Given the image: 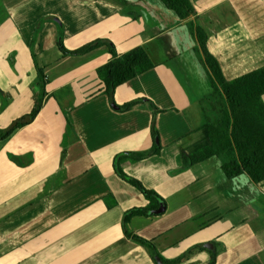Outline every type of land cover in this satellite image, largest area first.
Returning <instances> with one entry per match:
<instances>
[{
    "label": "crops",
    "instance_id": "obj_1",
    "mask_svg": "<svg viewBox=\"0 0 264 264\" xmlns=\"http://www.w3.org/2000/svg\"><path fill=\"white\" fill-rule=\"evenodd\" d=\"M190 1L226 79L243 75L235 54L262 37L264 0ZM58 22L68 51L107 40L120 56L143 48L154 68L110 98L98 75L108 47L65 55ZM188 23L161 0H0V133L45 94L36 119L0 140V264H155L125 236V214L151 204L117 158L163 199L128 229L164 260L195 250L179 264L211 252L216 264H264V182L223 170L235 155Z\"/></svg>",
    "mask_w": 264,
    "mask_h": 264
},
{
    "label": "trees",
    "instance_id": "obj_2",
    "mask_svg": "<svg viewBox=\"0 0 264 264\" xmlns=\"http://www.w3.org/2000/svg\"><path fill=\"white\" fill-rule=\"evenodd\" d=\"M170 10L174 11L182 21L189 22V28L197 41L198 51L201 54L203 65L208 73L213 87L211 95L213 109L224 121L223 130L228 132L231 150L235 159L226 164L223 170L229 179L240 175H246L255 184L264 182V67L239 79L228 81L223 73L218 59L208 49V36L196 23V10L190 0H161ZM59 39L60 50L65 55H85L102 46H107L112 56L110 62L98 69L100 80L105 85V93L113 98L115 91L121 85L147 73L154 68L150 58L143 48H136L127 54L120 56L115 46L107 40H97L78 50L68 51L62 41V28ZM41 82L46 85L48 80L42 69H38ZM42 97L36 102L33 111L21 119L15 121L10 128L0 133V140L7 139L14 131L31 124L39 115L44 103V89ZM217 98V99H216ZM214 100V101H213ZM138 102H132L120 107L121 110H130ZM155 111H158L152 104ZM226 132V133H227ZM153 136L158 141V132L153 125ZM154 153L160 152V145L155 143ZM126 155V154H125ZM133 161H140L145 157L141 154H133ZM115 161L117 175L127 183L137 188L150 204L145 209H132L127 212L123 219L125 236L133 242L144 247L154 263L159 257L162 264H179L189 258L195 250L189 251L183 257L174 261L164 260L155 245L128 229L130 220L135 216L153 215L163 199L154 191L148 190L138 180L127 176ZM217 254L211 252L209 264H216Z\"/></svg>",
    "mask_w": 264,
    "mask_h": 264
},
{
    "label": "rangeland",
    "instance_id": "obj_3",
    "mask_svg": "<svg viewBox=\"0 0 264 264\" xmlns=\"http://www.w3.org/2000/svg\"><path fill=\"white\" fill-rule=\"evenodd\" d=\"M262 30H263L262 37H258L257 39L254 38L253 40H251L254 42H250L251 45H248L250 46V48H246L243 46V49L239 48L237 53L235 54L236 57L238 56L244 58L242 59L244 62L248 60V63L246 64L243 62L244 64L242 65V67H244L243 68L244 70L240 71V73H234V72L232 73L233 75H240L241 73H244L243 75H240L239 77L233 80L244 77L245 75L255 72L264 67V29ZM255 57L257 58V61H255ZM238 62L241 63L242 61L241 62L238 61Z\"/></svg>",
    "mask_w": 264,
    "mask_h": 264
},
{
    "label": "water",
    "instance_id": "obj_4",
    "mask_svg": "<svg viewBox=\"0 0 264 264\" xmlns=\"http://www.w3.org/2000/svg\"><path fill=\"white\" fill-rule=\"evenodd\" d=\"M111 104H112V106H113L114 108H116L113 99L111 100ZM165 209H166L165 204H164L163 202H160V208H159V210L157 211V213H162V212L165 211ZM205 247H206V248H211L212 246H211V245H205ZM156 262H157V264H162V261L160 260L159 257L156 258Z\"/></svg>",
    "mask_w": 264,
    "mask_h": 264
}]
</instances>
